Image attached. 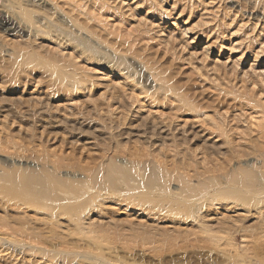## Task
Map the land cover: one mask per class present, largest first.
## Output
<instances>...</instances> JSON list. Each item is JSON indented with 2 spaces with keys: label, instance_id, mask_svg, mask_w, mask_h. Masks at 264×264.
<instances>
[{
  "label": "rangeland",
  "instance_id": "obj_1",
  "mask_svg": "<svg viewBox=\"0 0 264 264\" xmlns=\"http://www.w3.org/2000/svg\"><path fill=\"white\" fill-rule=\"evenodd\" d=\"M80 117L135 134L104 145ZM153 120L184 138L147 146ZM234 144L264 147V0H0V264H263L264 158ZM99 154L136 176L86 190L78 168ZM149 154L161 172L146 188ZM40 162L67 191L9 200L2 170ZM244 163L257 190L216 192Z\"/></svg>",
  "mask_w": 264,
  "mask_h": 264
},
{
  "label": "bare ground",
  "instance_id": "obj_2",
  "mask_svg": "<svg viewBox=\"0 0 264 264\" xmlns=\"http://www.w3.org/2000/svg\"><path fill=\"white\" fill-rule=\"evenodd\" d=\"M70 78L67 77V80H66L64 77H62V79L57 81L59 84H63V85H61L59 92H64L66 90H69L74 85V83L72 84L73 81H70ZM57 82H54V83H57ZM111 100H113V102L114 101L118 102L119 103L118 105H120V106L123 105L125 102L123 95L120 93L116 96H113L111 98ZM40 103H42V104L44 103V105L48 104V102H45V101L40 102ZM108 104L109 103H107V105ZM126 108L129 111H132V110H130V107L128 105ZM48 109H50V108H48ZM46 110H47V108H45V107H41V108H37V109L35 108L31 111V113L35 117L36 121H39V120H41L40 118H41L42 113ZM86 113H88V112H86ZM79 114L81 115L82 113H79ZM73 115L77 116V114H73ZM132 115H135V114L133 113ZM141 119H144V116H142ZM92 120L93 119L86 120L85 118L80 117V120L76 121L77 123L76 122H73V123L78 125V127H82V125L85 124L88 127L93 126L94 127L93 129H96L95 131L99 130V132H97V133H98V135H100V137L98 139V136H97V139L99 140L98 142H101L100 140H103V142L101 144H104V145H108V143H106L107 142L106 140H108L109 142H111L113 140L114 142L119 143L120 139L124 138L126 140H129L132 136L131 134H135V131H132L131 128L123 129L121 124H119L118 122H110V125L99 127ZM56 121H57V119H56ZM65 121H66V119H65ZM65 121L61 119V121L59 120V123H65ZM66 123H68V122H66ZM111 123H113V124H111ZM75 124H73V125H75ZM130 125H132V126H128V127L136 126V125H133L131 123H130ZM184 128H185L184 124L174 125L173 122H167L166 124H160V123H157L153 120L152 124L150 125V131H149L150 134L147 137L146 136L144 137L145 138L144 142H145V144H147V146H151V147L155 146V145L162 146L167 142V140L173 139L172 137L168 138L171 135V133H175V134L177 133V136H178L177 138H184L183 137L184 132H185ZM87 132H89V131H87ZM94 136H96V135H94ZM84 139H86V140H85V142H83L84 144L81 145L82 146L81 149L85 148L86 146L93 147L94 145H96V143H94L95 141L87 139V138H83L81 141H83ZM75 142H79V140L75 139ZM178 142H182V141L180 140ZM204 142L205 143L208 142V138L204 139ZM216 144H218V143H216ZM216 144L214 142H211V143L208 142L207 145H208L209 149L211 148L213 150L214 148L217 147ZM97 145H98V143H97ZM250 147L251 146H249V148ZM212 150L209 151L210 155H213L215 153ZM230 151L232 153L238 154V156H246V155H249L250 153L255 152V153H258V155L260 157L264 158V147L254 146L251 150L249 149L247 151H243L242 149H238L237 147H235V144H234L233 146H231ZM99 155H100L101 160H100V163H98V165H96L95 167L93 166L92 168H81V169L78 168L80 173H82L81 175L84 176V178H85L86 190L93 189L95 191H101V190H105L107 187L113 188L114 182L116 181L115 179H119L118 177L130 178V177L136 176V174L131 172L129 169H124L122 167V165L115 163L113 160V156L110 158L109 157L107 158L106 154L105 155L99 154ZM149 155H147V158L140 161V165H139L140 169L144 171L143 183H144L146 188H149L151 184H153L154 182H156L159 179V173L161 172V169L158 168L157 163L155 162V156H151V155L149 156ZM202 158L205 159L206 158L205 155L202 156ZM61 167L62 166L57 165L55 163L54 164L52 163L50 166H48L47 164L40 162L39 164H37V166H33V165L30 166V165L26 164L25 166H17V167L13 166L9 170L3 169L2 170L3 175L5 177L6 182H8V184H7L8 199L10 200L11 198H14V196H16L17 194H19V192H22V191H25L26 194L33 196L35 198L36 197L39 198L40 196H42L44 198H48L49 200H53V201L60 199V197L58 195V191L66 192L67 188L70 185L67 180H64V179L57 176V172H58L59 168H61ZM248 167H249L248 163L247 164L244 163V167L238 166V167L232 169L231 173H229L230 175L227 176L228 184L229 185L237 184L238 186H240L237 188L243 189L245 191H256L257 189L255 188V185L253 184V181H252L254 179L253 178L254 174H253V171L250 170ZM238 172L241 173V175H243L242 179L238 178V175H237ZM18 179H19V181H18ZM143 183H142V186H144ZM200 185H202L204 187L214 186V185H217V181H216L215 177L209 176V177H205L204 181L200 182ZM234 185H232V187H230V186L218 187L216 192L227 193L230 190L236 189V187L233 188ZM191 186L188 184L187 185L185 184L182 187V189L181 188L180 189L181 190L186 189V191L188 190V192H190V191H192V189L195 188V187L193 188ZM86 190L80 189L81 193L85 192ZM25 192H24V194H25ZM206 217H208L206 226L209 228H212L213 226H216L219 223L218 217H216V216H210L209 215ZM52 250L48 249V251H50V252H52ZM72 254H74V253L68 251V252L64 253V256L67 257L68 255H72ZM243 263H246V262H243ZM249 263L251 264V262H249Z\"/></svg>",
  "mask_w": 264,
  "mask_h": 264
}]
</instances>
